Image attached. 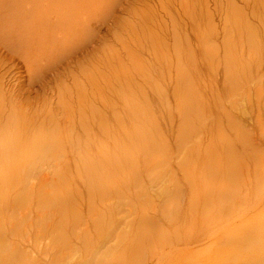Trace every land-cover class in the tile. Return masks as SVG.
I'll return each mask as SVG.
<instances>
[{
  "label": "rangeland",
  "instance_id": "obj_1",
  "mask_svg": "<svg viewBox=\"0 0 264 264\" xmlns=\"http://www.w3.org/2000/svg\"><path fill=\"white\" fill-rule=\"evenodd\" d=\"M87 1L74 64L61 60L57 81L0 55L11 89L0 124L13 114L29 140L38 127L58 129L90 153L79 159L67 143L64 159L37 162L28 185L7 191L11 208L33 186L22 211L31 223L22 234L7 229V242L44 264H199L233 245L263 248L264 0ZM186 94L188 127L179 109ZM124 147L137 156L122 169L102 156ZM142 147L152 155H138ZM59 186L60 210H40L39 189ZM142 215L150 224L138 227ZM130 238L137 243L125 252Z\"/></svg>",
  "mask_w": 264,
  "mask_h": 264
},
{
  "label": "bare ground",
  "instance_id": "obj_2",
  "mask_svg": "<svg viewBox=\"0 0 264 264\" xmlns=\"http://www.w3.org/2000/svg\"><path fill=\"white\" fill-rule=\"evenodd\" d=\"M90 1L94 5L95 0ZM80 2L83 4V9L86 4V7H91L85 0H0V55L3 60L7 57L12 61L18 59L29 76L32 74L37 77L50 75L52 80L57 81L58 77L62 75L59 67L61 60L67 58L66 69L71 68L74 64V36L77 31L75 28L79 24L78 21L80 24H84L78 20L79 18H76L77 15H80L78 14L80 9L82 10L79 7ZM40 88L46 89V85H41ZM7 89L0 79V108L2 107L1 100L6 96L4 93L11 90L9 88L7 91ZM180 106L182 123L188 127L189 124L187 123L189 122V115L192 113H190L192 105L187 101V94L182 99ZM18 121V116L12 114L7 118L5 124H0V171L2 170L0 172V254L5 253V256H0V260H2L1 264H11L9 257L13 255L25 264H44L34 260L32 251L30 254L26 247L10 244L6 238L7 229L13 235L22 234L26 230L25 223L26 220H29V213L23 214L22 211L23 208H26L27 212L29 211L28 201L33 195V186H27V193L15 200L16 204L22 205L21 207L16 204H13L11 208L8 207L7 191L20 183L28 185V180L33 179L32 170L37 162L51 158L64 159V147L67 143L73 147L74 155L78 156L79 159L88 158L90 153L80 146V143L76 144L69 134L62 136L58 129L38 127L29 140L26 137L23 124H19ZM20 127L22 128L20 129ZM136 132L137 135L140 133L138 136L140 143H147L146 147L150 148L152 140H150L146 130H142L141 127ZM146 147H142L138 155L151 156L152 153L148 152ZM133 155L137 156L136 147L131 150L124 147L118 153L108 148L102 149V156L111 165L120 169L123 166V159L132 158ZM88 164H84L86 170L87 168L89 170L90 164ZM54 167H52V171L57 168L56 165ZM136 180V177H133L134 186L140 188V183ZM93 184L94 182L89 179L88 188L91 189ZM59 188L60 186L53 189L43 187L39 189L40 191L36 194H38L40 210L50 207L60 210L61 195ZM7 212L9 216L6 217ZM35 222L38 225H43L39 218ZM147 223L150 224V220L142 215L138 227L139 225L145 226ZM135 233L141 234V231L137 228ZM58 235L60 243L70 248L67 237L61 232ZM260 238L264 239V233ZM130 240L132 239L130 238ZM133 242L137 243V241L132 240L129 246L124 248L125 252L131 250V246L134 245ZM57 247L56 244L53 246V248ZM231 248L232 250L226 254L221 250L215 257L203 256L206 260L199 264H220L222 256L231 257L229 264H264V247L256 248L251 252L243 251L237 245H233ZM6 249H10V252ZM56 260L53 261L54 264H57ZM123 260L120 259V262ZM182 264L188 263L183 262Z\"/></svg>",
  "mask_w": 264,
  "mask_h": 264
}]
</instances>
